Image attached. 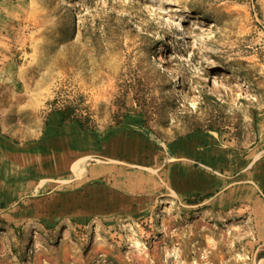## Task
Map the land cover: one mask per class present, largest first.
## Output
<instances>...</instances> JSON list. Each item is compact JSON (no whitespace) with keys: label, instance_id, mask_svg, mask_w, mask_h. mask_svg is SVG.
Masks as SVG:
<instances>
[{"label":"rangeland","instance_id":"rangeland-1","mask_svg":"<svg viewBox=\"0 0 264 264\" xmlns=\"http://www.w3.org/2000/svg\"><path fill=\"white\" fill-rule=\"evenodd\" d=\"M0 264H264V0H0Z\"/></svg>","mask_w":264,"mask_h":264},{"label":"trees","instance_id":"trees-1","mask_svg":"<svg viewBox=\"0 0 264 264\" xmlns=\"http://www.w3.org/2000/svg\"><path fill=\"white\" fill-rule=\"evenodd\" d=\"M77 107H67L66 109L63 110H58L57 113H59L62 117L63 121L71 120L76 122L82 130L89 131L91 130L92 132L95 130V126L92 124V121L89 119L85 120L84 116L82 114H79ZM87 144V137L84 138V145L86 146Z\"/></svg>","mask_w":264,"mask_h":264},{"label":"crops","instance_id":"crops-1","mask_svg":"<svg viewBox=\"0 0 264 264\" xmlns=\"http://www.w3.org/2000/svg\"><path fill=\"white\" fill-rule=\"evenodd\" d=\"M95 176H96V174L91 173V174L87 175V179L86 180L84 179V181H82V182H84V185L89 184L91 182H94V180H96Z\"/></svg>","mask_w":264,"mask_h":264},{"label":"bare ground","instance_id":"bare-ground-1","mask_svg":"<svg viewBox=\"0 0 264 264\" xmlns=\"http://www.w3.org/2000/svg\"><path fill=\"white\" fill-rule=\"evenodd\" d=\"M83 159H81V161H82ZM84 161V160H83ZM83 170H85V169H83ZM148 189V188H147Z\"/></svg>","mask_w":264,"mask_h":264}]
</instances>
